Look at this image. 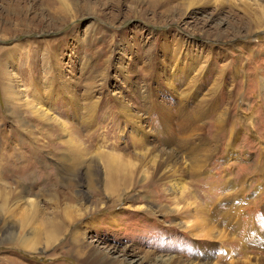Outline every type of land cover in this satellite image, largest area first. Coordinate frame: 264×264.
<instances>
[{
	"label": "rangeland",
	"instance_id": "obj_1",
	"mask_svg": "<svg viewBox=\"0 0 264 264\" xmlns=\"http://www.w3.org/2000/svg\"><path fill=\"white\" fill-rule=\"evenodd\" d=\"M125 251L264 264V0H0V264Z\"/></svg>",
	"mask_w": 264,
	"mask_h": 264
},
{
	"label": "bare ground",
	"instance_id": "obj_2",
	"mask_svg": "<svg viewBox=\"0 0 264 264\" xmlns=\"http://www.w3.org/2000/svg\"><path fill=\"white\" fill-rule=\"evenodd\" d=\"M132 253V252H131ZM130 253V254H131ZM133 254V253H132ZM136 254V253H135ZM122 260L124 261L125 259H126V261H128L127 263L128 264H144V262L146 263V264H164L161 260L160 261H157V262H150V261H148V260H146L145 258H143V257H140V255L139 256H134V257H132V258H129L128 257V252H124L123 254H122ZM119 257V256H118ZM115 258H117V257H115ZM128 259V260H127Z\"/></svg>",
	"mask_w": 264,
	"mask_h": 264
}]
</instances>
